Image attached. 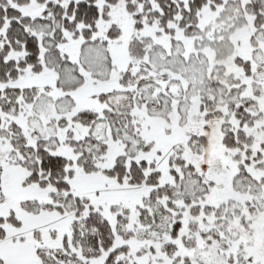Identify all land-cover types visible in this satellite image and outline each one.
<instances>
[{
	"label": "snow or ice",
	"instance_id": "1",
	"mask_svg": "<svg viewBox=\"0 0 264 264\" xmlns=\"http://www.w3.org/2000/svg\"><path fill=\"white\" fill-rule=\"evenodd\" d=\"M0 264H264V0H0Z\"/></svg>",
	"mask_w": 264,
	"mask_h": 264
}]
</instances>
